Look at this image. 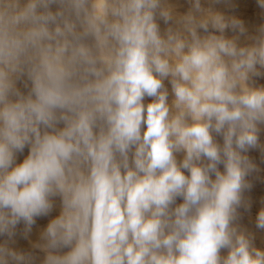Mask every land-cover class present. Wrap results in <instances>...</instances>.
I'll use <instances>...</instances> for the list:
<instances>
[{
  "label": "clouds",
  "instance_id": "9594fccd",
  "mask_svg": "<svg viewBox=\"0 0 264 264\" xmlns=\"http://www.w3.org/2000/svg\"><path fill=\"white\" fill-rule=\"evenodd\" d=\"M187 3L0 0V264H264V23Z\"/></svg>",
  "mask_w": 264,
  "mask_h": 264
},
{
  "label": "rangeland",
  "instance_id": "374dc122",
  "mask_svg": "<svg viewBox=\"0 0 264 264\" xmlns=\"http://www.w3.org/2000/svg\"><path fill=\"white\" fill-rule=\"evenodd\" d=\"M177 4L178 11L184 12L190 7L187 0H173ZM204 7H213L215 10L223 11L228 15H236L238 18L242 19L245 26L249 28L250 32L254 31L255 27L260 23H264V9H261L258 5L257 0H230V4H226L221 0L219 4L209 5L206 0H202ZM234 6V7H233ZM55 7V6H54ZM163 27V22H161ZM228 35H232L231 32ZM261 84H264V78L259 80ZM18 87L23 90V84L18 82ZM261 142H264V131L261 133ZM27 155V149L18 158V162H21L24 156ZM249 155L254 159L255 163L259 168L258 173H254L252 179L253 187L247 193L251 198L252 206L251 209L245 212L241 209L242 220L241 223L248 227L255 234V244L257 247L264 249V230L257 229L255 227V217L261 207H264V160L261 159V154L259 150H250ZM56 207L53 212L47 217L37 218L36 224L33 226L32 232L29 234L28 238L25 239L22 236L23 224L18 225L17 236L15 239V247L23 251H35L38 258L43 257V253L38 250H33L31 248V242H35L39 238L40 231L46 227L48 221L59 214V199L56 200ZM7 239V237H0V242ZM39 264V259L37 260Z\"/></svg>",
  "mask_w": 264,
  "mask_h": 264
}]
</instances>
